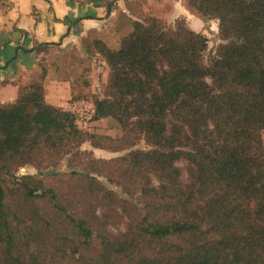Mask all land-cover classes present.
I'll list each match as a JSON object with an SVG mask.
<instances>
[{
  "label": "trees",
  "instance_id": "trees-1",
  "mask_svg": "<svg viewBox=\"0 0 264 264\" xmlns=\"http://www.w3.org/2000/svg\"><path fill=\"white\" fill-rule=\"evenodd\" d=\"M194 8L218 20L208 62L181 18L134 20L117 48L95 40L108 74L92 120L119 137L78 127L42 81L0 101V264H264V0Z\"/></svg>",
  "mask_w": 264,
  "mask_h": 264
},
{
  "label": "crops",
  "instance_id": "crops-1",
  "mask_svg": "<svg viewBox=\"0 0 264 264\" xmlns=\"http://www.w3.org/2000/svg\"><path fill=\"white\" fill-rule=\"evenodd\" d=\"M147 1L0 0V101H13L18 83L42 81L48 103L73 109L74 87L93 93L107 78L95 40L117 48ZM40 45L47 48L34 50Z\"/></svg>",
  "mask_w": 264,
  "mask_h": 264
},
{
  "label": "rangeland",
  "instance_id": "rangeland-1",
  "mask_svg": "<svg viewBox=\"0 0 264 264\" xmlns=\"http://www.w3.org/2000/svg\"><path fill=\"white\" fill-rule=\"evenodd\" d=\"M148 9L144 15L141 16V20L148 16H153L164 20L169 26H173L176 19L181 18L184 20L186 25H188L194 31L200 32L207 37L208 47L204 54L205 62H208L214 55L217 46L221 43L219 34H218V20L211 19L208 17L200 16L195 8L194 3L195 0H149L147 1ZM97 67V64L95 65ZM88 76V75H86ZM99 77L102 80V69L99 70ZM100 80V81H101ZM103 82L99 85V87H95V92H91L92 90L85 91L83 89L78 90L74 87V108L71 109L72 112L75 113L77 117V125L78 127L88 130L90 132H95L99 134L109 135L112 137H119L121 135V129L116 120L112 118H102L100 120L94 121L92 120L91 111L92 106V95L94 93L102 94L103 92ZM82 99L86 101L84 105V111H79L78 102ZM65 106L68 107V104ZM72 108V106H69ZM264 138V132H263ZM138 147H145L143 144ZM82 150H91L95 157L109 159L112 157L119 156L124 152H110L104 149L94 148L88 142L84 143L81 146ZM71 156L65 157L62 162L59 164L57 168H55L59 172H66L69 169ZM182 171V181H187V173H186V163L185 161H180L177 164ZM37 170L33 168L31 165H26L21 167L17 174H36ZM125 225V220L119 219L117 225L110 226L109 229L112 232H117L118 230H123Z\"/></svg>",
  "mask_w": 264,
  "mask_h": 264
},
{
  "label": "built area",
  "instance_id": "built-area-1",
  "mask_svg": "<svg viewBox=\"0 0 264 264\" xmlns=\"http://www.w3.org/2000/svg\"><path fill=\"white\" fill-rule=\"evenodd\" d=\"M84 104H81L80 107H79V111L83 112L84 111Z\"/></svg>",
  "mask_w": 264,
  "mask_h": 264
}]
</instances>
